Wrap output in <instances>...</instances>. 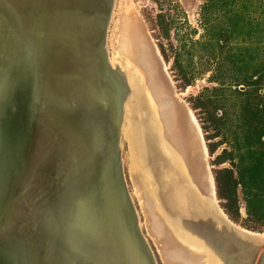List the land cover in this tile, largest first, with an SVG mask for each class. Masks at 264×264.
<instances>
[{"label": "water", "instance_id": "1", "mask_svg": "<svg viewBox=\"0 0 264 264\" xmlns=\"http://www.w3.org/2000/svg\"><path fill=\"white\" fill-rule=\"evenodd\" d=\"M114 3L0 0V264H157L122 166L130 90L108 56ZM170 184L158 202L187 257L264 264V240L224 212L215 181L208 202Z\"/></svg>", "mask_w": 264, "mask_h": 264}, {"label": "trees", "instance_id": "2", "mask_svg": "<svg viewBox=\"0 0 264 264\" xmlns=\"http://www.w3.org/2000/svg\"><path fill=\"white\" fill-rule=\"evenodd\" d=\"M261 1L206 0L201 7V39L192 37L196 29L189 25L186 29L184 21L178 24L182 31L174 27L177 44L170 41L166 48L159 43L163 58L172 60L181 87L207 71H212L209 79L219 83L190 100L192 108L206 116L207 128L212 129L208 139L219 137L208 143V151L213 154L221 144L227 145L215 157L217 165L230 163L213 171L217 197L237 222L240 191L243 225L256 232H264V17L255 19L249 13ZM155 19L159 37L168 39L175 16L158 13Z\"/></svg>", "mask_w": 264, "mask_h": 264}, {"label": "rangeland", "instance_id": "3", "mask_svg": "<svg viewBox=\"0 0 264 264\" xmlns=\"http://www.w3.org/2000/svg\"><path fill=\"white\" fill-rule=\"evenodd\" d=\"M205 2L206 0H115L106 35L109 58L112 60L113 56H116L119 61H122L127 71H130L137 79L143 80L140 87L148 97L153 92L152 97L154 96L153 99L155 98L159 106L158 114L163 123L165 138L173 150H177L181 154L176 151L180 157H183H181L182 161L184 159L196 181L200 175L205 178L207 175H213L214 177V169L230 166L228 162L221 165L215 163L216 155L227 145L221 144L213 154L208 151V143L219 140V137L208 139L212 129L207 128L209 124L205 114L200 109L192 108V101L190 100L191 96L197 95L206 88L218 87L219 83L209 79L212 71H207L198 76L191 85L185 88L181 87L180 80L172 69V60L166 61L163 58L159 43L162 42L166 48H169L170 41L177 44L178 38H175L174 27L182 31L184 28H179L178 24L184 21L187 23L185 24L186 29H189L188 25L196 29L197 33L193 34L192 37L201 39L204 33L201 23V7ZM261 3L262 5L255 4L250 9L249 15L251 17L255 19L264 17V0ZM158 13H165L170 17L175 16V23L171 26L168 39L161 38L158 35L160 29L155 25V18ZM130 38H132L131 42L134 41V49L140 55L139 60L136 58V62L125 57ZM128 77L129 80L132 78L130 75ZM242 87L239 88L243 90ZM147 90H149V94ZM262 93H264V82ZM184 121L188 123L194 134L192 137V132L190 133V141L196 147L195 153L192 152L190 144L188 142L184 144L179 135L181 129L184 133ZM194 139H196V142ZM120 142L122 166L127 188L137 212L140 229L154 253L157 264H208L205 258L197 256L198 259L191 252L187 257L185 252L183 253L180 250L181 243L174 235L168 222L165 221L166 219L163 218L155 199L146 189L142 178H140L141 175L138 173L139 171L131 172L128 162L129 148L122 134ZM197 146L201 149L200 151ZM239 196L242 204L240 207L241 219L237 222L231 220L246 228L243 225L246 214L240 191ZM217 201L224 210L221 199L217 197ZM261 239L264 240V238Z\"/></svg>", "mask_w": 264, "mask_h": 264}, {"label": "bare ground", "instance_id": "4", "mask_svg": "<svg viewBox=\"0 0 264 264\" xmlns=\"http://www.w3.org/2000/svg\"><path fill=\"white\" fill-rule=\"evenodd\" d=\"M131 39L132 38H130L129 47L127 49L125 57L131 59L133 62H136V58H138L139 60V53L137 54L136 50L134 49V41L131 42ZM127 41L128 39L126 40V42ZM109 61H112L110 64L113 67L118 68L121 73H123L126 83L129 82L127 83V85L130 92L124 106L126 115L123 116L120 131L123 138L128 144V162L130 170L131 172L139 171L138 173L139 175H141L140 178H142L145 187L152 198L155 199V202L159 208V211L162 213L163 218L166 219L167 217L160 203L158 202L160 193L164 197V193H162V189H160V182H162V179L166 181L167 190L171 191L170 195L173 196V198L175 194L170 183H173L176 186H180L181 182H185V184L187 183V186L189 188H194L195 190H198L200 192V194L202 195V200H204L205 202L211 200V198L213 197L214 188L213 175H207L206 178L200 175V177H198L196 181L195 177L192 176L189 167L187 166L184 159L183 163L181 159L182 156L180 157L178 155L179 152L177 150L176 151L178 153L174 151L170 144L166 141L160 128L161 125L156 117V100L155 98L153 100L151 95L148 97V95L140 87L143 80L137 79L135 75H133L130 71H127L122 61H119L116 56H113L112 60L109 58ZM129 75L132 77L130 80L127 79ZM184 126V133H182L181 129L182 140L188 142L190 144L192 152L195 153L196 147L190 141V133L192 132V130L188 123L185 122ZM193 136L194 134L192 132V137ZM194 141L196 142V139H194ZM197 148L199 149V151L201 150L198 146ZM206 184L210 185L209 193L207 191ZM184 215H186V212L184 213ZM167 220L168 218L165 221ZM172 230L174 235L180 238V233L178 232L179 229L176 228L177 232L174 231L173 228ZM250 232L253 231L251 230ZM251 234H254L260 239L264 238V232H255ZM193 248L199 251V248H197L196 246ZM200 248L202 247L200 246ZM190 252L193 255L205 258L208 264H223V261H221L220 258L216 257L215 254L212 253V251H208L207 249L204 250V253L194 251Z\"/></svg>", "mask_w": 264, "mask_h": 264}, {"label": "flooded vegetation", "instance_id": "5", "mask_svg": "<svg viewBox=\"0 0 264 264\" xmlns=\"http://www.w3.org/2000/svg\"><path fill=\"white\" fill-rule=\"evenodd\" d=\"M139 57H140V55H139ZM148 92H149V90H147ZM149 96H150V94H149ZM152 96V95H151ZM153 98V97H152ZM154 100V99H153ZM155 106H156V108H157V114H156V117H157V119H158V121H159V123H160V125H161V130H162V132H163V135H164V137H165V133H164V128H163V123L161 122V120H160V118H159V114H158V104L155 102ZM177 114V113H176ZM180 116V115H179ZM176 117V116H175ZM180 137L182 138V135H181V132H180ZM166 139V138H165ZM167 141V140H166ZM184 142V144H186V142L185 141H183Z\"/></svg>", "mask_w": 264, "mask_h": 264}]
</instances>
